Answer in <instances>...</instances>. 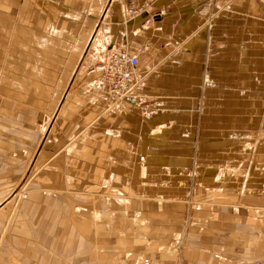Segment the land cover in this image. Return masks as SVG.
<instances>
[{
	"label": "crops",
	"instance_id": "1",
	"mask_svg": "<svg viewBox=\"0 0 264 264\" xmlns=\"http://www.w3.org/2000/svg\"><path fill=\"white\" fill-rule=\"evenodd\" d=\"M135 1L153 20L125 16ZM135 1L0 0V101L39 121L32 144L50 140L33 180L49 215L2 197L0 264L264 262V2ZM100 33L131 45L150 116L97 88ZM70 208L125 217L59 215Z\"/></svg>",
	"mask_w": 264,
	"mask_h": 264
},
{
	"label": "rangeland",
	"instance_id": "2",
	"mask_svg": "<svg viewBox=\"0 0 264 264\" xmlns=\"http://www.w3.org/2000/svg\"><path fill=\"white\" fill-rule=\"evenodd\" d=\"M130 3V2H129ZM208 5H204L200 8V14L208 16L207 8ZM125 14V13H124ZM126 16V15H125ZM127 17V16H126ZM103 21V20H101ZM99 32L102 28L97 25L96 31ZM94 32V34H95ZM107 38H102L100 33L99 40L94 41L93 46L95 50H106L109 45L110 40L107 42ZM98 39V38H97ZM125 41V40H123ZM114 42V41H113ZM125 45L127 48L132 52L133 49L128 41H125ZM111 43V42H110ZM92 49L89 48L85 52H89ZM101 62V61H100ZM139 61L137 62V64ZM4 104L0 101V199L2 197H6V201L8 204H15L25 207L23 213H25L28 217L34 216H47L49 215V211L47 207L41 211H37L35 208V204H47L49 206L50 203V195L44 194L40 191H36L33 189V180H34V171L36 167V156H34L35 148L39 147L40 145L47 146V143L44 140V135L39 137L37 140L30 142V137H33L34 130L32 129L33 124H39V121L35 120L34 116H29L27 114L19 113L17 110H10L8 107H4ZM21 120H28L24 123L20 122ZM29 126L31 127L30 129ZM30 131V133H29ZM38 135L40 134L38 131L36 132ZM32 134V135H31ZM27 143V144H26ZM32 144L31 148L29 147ZM24 149V150H23ZM30 149V150H29ZM8 186L7 192L6 187ZM2 188V190H1ZM24 193L25 197H21V194ZM56 199V198H55ZM62 201L63 204L66 203V199H58ZM59 215H68L71 217H80V216H105V217H125L124 209H107V210H84V209H77V208H70L66 211V209L58 210ZM141 211L140 208H137V213ZM99 212V213H98ZM22 213V214H23ZM129 214V213H128ZM184 221V220H183ZM185 222V221H184ZM108 228L110 226H107ZM131 228H136L135 224L132 225H122L121 229L123 230L124 234L122 235L123 238H127V233ZM128 240V239H126ZM111 244V243H110ZM127 242L125 243L123 240L120 242V250H116V252H121L124 254V249H127L126 246ZM182 245V243H181ZM58 263L65 264V259L72 260L74 264H82L83 262H87L89 258H81V257H74V258H57ZM113 261L112 264H138L139 260L133 261V258L130 256H115L113 258L105 257L104 261ZM86 260V261H85ZM91 260V259H90ZM60 261V262H59ZM93 260H91L90 264ZM88 262V263H89ZM107 263V262H106ZM20 264V263H14Z\"/></svg>",
	"mask_w": 264,
	"mask_h": 264
},
{
	"label": "built area",
	"instance_id": "3",
	"mask_svg": "<svg viewBox=\"0 0 264 264\" xmlns=\"http://www.w3.org/2000/svg\"><path fill=\"white\" fill-rule=\"evenodd\" d=\"M132 1V0H131ZM135 1V0H133ZM264 2V0H260ZM146 1H135V5L129 8V2L126 3L125 15L127 18H136L143 16L142 23H147L150 19L156 16L155 9H149V3ZM126 42L116 41L111 42V45L104 50L102 60L100 62V76L96 83L99 90L109 94L114 101H124L137 106L143 116H150L153 110L149 109V103L146 101V96L135 94L134 88L137 80L134 79L135 68L137 66L138 58L135 53H132L127 46ZM21 197H25L22 193ZM182 240L179 237L171 241V248L174 250L179 249ZM138 264H149L147 258L141 259ZM187 264V263H184ZM229 264H264L261 259L251 260H238Z\"/></svg>",
	"mask_w": 264,
	"mask_h": 264
},
{
	"label": "bare ground",
	"instance_id": "4",
	"mask_svg": "<svg viewBox=\"0 0 264 264\" xmlns=\"http://www.w3.org/2000/svg\"><path fill=\"white\" fill-rule=\"evenodd\" d=\"M129 6H130L129 8H132V7H133V4L130 3ZM114 43H115V42H114ZM110 45H111V43H109V45H107V46L109 47ZM108 47H107V48H108ZM107 48H106V49H107ZM97 81H98V80H97ZM97 81H96V82H97ZM134 93H135V92H134ZM146 101H147V98H146ZM116 102H117V101H116ZM148 107H149V106H148ZM149 109H150V108H149ZM45 141H46L47 143L50 142V140H49L48 138H45Z\"/></svg>",
	"mask_w": 264,
	"mask_h": 264
}]
</instances>
